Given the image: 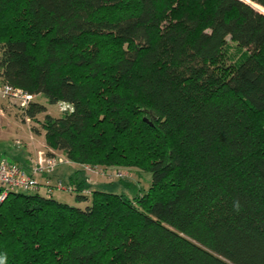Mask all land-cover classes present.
<instances>
[{
  "label": "trees",
  "instance_id": "trees-1",
  "mask_svg": "<svg viewBox=\"0 0 264 264\" xmlns=\"http://www.w3.org/2000/svg\"><path fill=\"white\" fill-rule=\"evenodd\" d=\"M256 7L0 0L1 80L70 106L54 116L36 98L24 109L37 121L44 114L48 146L82 165L150 175L147 188L118 180L131 196L76 170L66 182L84 206L40 186L9 191L0 264H264V11Z\"/></svg>",
  "mask_w": 264,
  "mask_h": 264
},
{
  "label": "rangeland",
  "instance_id": "rangeland-1",
  "mask_svg": "<svg viewBox=\"0 0 264 264\" xmlns=\"http://www.w3.org/2000/svg\"><path fill=\"white\" fill-rule=\"evenodd\" d=\"M258 8L264 11V7L258 6ZM231 51L234 52L235 47H232ZM36 98L38 101L45 103L48 109L47 112L54 116H60L63 112V109L70 107L68 104L61 102L51 104L43 95H39L38 97L35 96L34 99ZM23 111L24 109L20 100L11 97H0V157H8L10 160L16 161L14 159L15 156L23 154L25 156L27 153V155H33V158L38 159L40 152H43L42 155L46 153L48 155L61 156L65 158V162L59 164L58 167L72 165V169H75L74 172L81 169L85 175L89 176L91 181L94 180L93 182L99 179L107 180L108 183L100 188L115 192L125 191L131 196L134 194V189L125 188L121 183H118L119 179H127L134 183L138 188H147L149 186L150 175L137 169H128L118 166L105 167L98 165V171L87 172L82 164L70 161V159L64 153H62V151L52 149L48 146L44 137V130L41 126V121L44 119V114H39V121H37L25 116ZM35 129H39L40 133H36ZM58 176L59 178L67 181L64 176H61L60 174ZM55 181L56 179L50 183L54 184ZM112 181H116V183L110 185L109 182ZM53 195L58 200L68 202L69 204L77 206L85 205V202H79L76 200V195L73 192L55 189ZM1 202L2 201H0V203Z\"/></svg>",
  "mask_w": 264,
  "mask_h": 264
},
{
  "label": "built area",
  "instance_id": "built-area-1",
  "mask_svg": "<svg viewBox=\"0 0 264 264\" xmlns=\"http://www.w3.org/2000/svg\"><path fill=\"white\" fill-rule=\"evenodd\" d=\"M0 97H11L20 100L23 109H25L34 100L35 96L22 88L3 82L0 78ZM42 154L43 152H40V156L31 170L25 169L19 162L10 160L8 157H0V201H3L9 191L13 189H38L40 186L39 177L53 174L58 165L65 162V158L61 156ZM83 166L87 172H96L99 169L98 165L83 164ZM87 180L91 182L89 176H87ZM46 189L47 193H51L55 189L73 192L74 186L67 183L64 179L58 178L54 184L47 180Z\"/></svg>",
  "mask_w": 264,
  "mask_h": 264
},
{
  "label": "crops",
  "instance_id": "crops-1",
  "mask_svg": "<svg viewBox=\"0 0 264 264\" xmlns=\"http://www.w3.org/2000/svg\"><path fill=\"white\" fill-rule=\"evenodd\" d=\"M23 153V152H22ZM21 154V153H20ZM23 156V157H22ZM16 161H18L20 164H22L23 166H25V168H27V170H31L35 161L37 160L36 158H33V155H17L14 158ZM75 169H72V165H68V166H60L56 169L55 173L52 175H43L39 177V181H40V191H45L46 190V181L49 180L50 182L54 181L55 179L59 178V174L61 176H64L67 180H71L72 176L75 175ZM85 175V173L83 172V176ZM96 179V178H94ZM94 181V180H93ZM91 181L90 183L92 184V186L94 187H102L104 185H106L108 183L107 180H96L95 182ZM97 182V183H96ZM42 191V192H43ZM55 191V190H54ZM53 191V192H54Z\"/></svg>",
  "mask_w": 264,
  "mask_h": 264
},
{
  "label": "water",
  "instance_id": "water-1",
  "mask_svg": "<svg viewBox=\"0 0 264 264\" xmlns=\"http://www.w3.org/2000/svg\"><path fill=\"white\" fill-rule=\"evenodd\" d=\"M246 2H248V3H250V4H252L254 7H256L254 4H253V2L252 1H250V0H245ZM257 8V7H256ZM258 9V8H257ZM260 10V9H259ZM261 11V10H260ZM263 12V11H262ZM264 13V12H263ZM0 192H1V189H0Z\"/></svg>",
  "mask_w": 264,
  "mask_h": 264
}]
</instances>
